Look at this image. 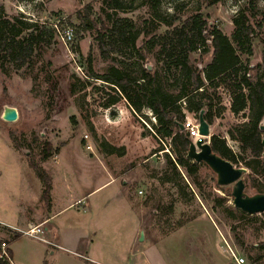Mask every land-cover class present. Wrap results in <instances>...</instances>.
<instances>
[{"label": "rangeland", "instance_id": "1", "mask_svg": "<svg viewBox=\"0 0 264 264\" xmlns=\"http://www.w3.org/2000/svg\"><path fill=\"white\" fill-rule=\"evenodd\" d=\"M120 1L124 7L115 9L106 0H0V13L7 17L28 22L35 32L55 30L52 42L35 51L32 59L22 65L0 57V221L4 222L0 223V239L12 242L14 264H43L44 260L46 264H133V254L141 247L152 245L151 239L167 237L183 228L206 212L205 205L236 246L235 251L245 258V264H264V253L257 247L264 241V212H245L249 217L236 221L223 208L213 209L198 194L193 196L191 188L185 187L168 165L170 140L155 137V113L148 107L134 111L117 86L98 78L117 66L143 81L145 61L140 49L148 65L159 71L164 88L177 93L173 74L166 71L168 62L175 65L166 53H160L159 44L152 43L174 27L183 26L196 13H202L230 38L235 30L234 18L242 12L250 16L254 32L245 45L234 44L244 65L260 62L264 66V27L258 26L264 0H255L256 16L251 15L250 0H221L213 5H208V0H162L160 12L170 24L153 21L149 6L142 0L133 5L130 0ZM105 11L112 14V26L123 24L133 30L137 47L121 41L115 32L105 37L103 45L99 43L97 28L105 19ZM31 29H20L17 37L24 38ZM70 31L73 39L65 41L64 35ZM200 53H192L190 60L204 67L210 55L202 59ZM90 59L96 76L89 75ZM174 71L177 76L179 71ZM86 81L87 87L83 88ZM71 83H75L76 92L70 91ZM213 91L209 88L210 94ZM218 91L225 107L210 125V132L226 137L227 143L239 152L240 143L228 131L248 121L250 111L234 114L229 90L221 86ZM112 96L119 101L107 107ZM8 107L17 109V120L4 119ZM47 143L51 146L49 157L43 159ZM111 146L121 151L109 153ZM32 163L43 168L51 182L56 171L69 176L72 182V194L65 185L60 187L59 204L64 210L52 219V225H46L51 241H58L55 234L58 227L63 228L65 240L59 243L64 248L27 234L31 226L17 231L7 225L29 218L42 220L56 211L51 210V202L47 204L44 182ZM249 172L247 168L243 174L245 192L253 195L257 192L247 184ZM164 176H169L170 181L164 182ZM215 178L214 171L204 163L201 180L207 181V191L223 196L232 193L233 185L223 190L216 188ZM78 197L82 199L76 202ZM232 201L229 196L230 205ZM42 225L38 224L41 230ZM203 226L216 238L212 225L203 222ZM14 234L20 236L16 239ZM36 234L48 236L44 230ZM183 234L174 238L184 239ZM219 244L223 253L225 244L222 240Z\"/></svg>", "mask_w": 264, "mask_h": 264}, {"label": "trees", "instance_id": "2", "mask_svg": "<svg viewBox=\"0 0 264 264\" xmlns=\"http://www.w3.org/2000/svg\"><path fill=\"white\" fill-rule=\"evenodd\" d=\"M106 1L112 8L124 7L120 0ZM136 1L138 0H130V3L133 5ZM220 1L208 0V5ZM142 3L149 6L153 21L158 20L157 22L170 24L160 12L162 0H142ZM249 4L251 15L256 16L258 11L255 0H250ZM261 14L258 26L264 27V11ZM81 18L84 19L82 16ZM111 23L112 14L105 11V19L97 28L99 43L103 45L105 37L109 33L115 32L121 41L137 47L138 38L132 29L127 30L123 24L112 26ZM234 23L235 30L230 38L217 25L210 24L202 13H196L188 18L183 26L174 27L172 31L159 37L157 42L152 43L154 46L159 44L161 46L160 53H166L172 59L171 62L175 67H172L168 62L166 71L173 74V83L178 87L177 93L169 92L164 88L159 71L156 68L148 67L147 56L140 49L138 51L145 61L141 74L143 81H139L128 71L117 66H112L107 74L98 76V78H103L117 86L134 111L141 112L144 107H148L155 113L157 118V124L154 125L155 137L170 140L167 145L170 152H166L168 165L176 178L183 181L185 187L191 188L192 195L198 194L202 201L212 205L213 209L221 207L231 219L241 221L249 216L228 203L232 193L223 196L210 190L207 191V181L202 182L201 180V167L204 163L196 162L188 157L193 139L190 133L181 127L189 114L199 118L202 110H205L204 117L212 125L225 107L221 104L222 96L218 88L224 86L228 89L231 95V111L238 115L245 114L246 109H249V120L228 131L230 137L240 143L241 150L239 152L227 143L226 137L219 134H213L210 139L212 149L235 165L243 163L250 170L246 174L247 184L257 193H264V129L262 128L264 125V66L260 62L256 65H244L234 44L236 42L243 46L250 39L254 32L250 16L244 12L239 13L234 18ZM130 25L132 26V23ZM31 26L22 19H11L0 13V57L3 60L10 58L12 61H20V65H22L32 59L35 51H39L55 38L54 29H42L35 32ZM24 27L31 30L24 38L17 37L18 31ZM152 29L154 28L152 27ZM47 33H49L48 38H45ZM197 50L201 51L202 59L204 56L210 55L209 61L204 67H201L198 61L191 62L190 60L192 53ZM175 68L179 71L177 76ZM89 75H97L92 67L91 59L89 60ZM85 87H87V81L83 85V88ZM209 88L214 90L212 94H210ZM76 90L75 83H71L70 91L76 92ZM118 101V97L112 96L106 106L114 105ZM50 147L49 143L44 147L43 159L49 157ZM119 151L121 150L115 146H111L108 150L109 153ZM32 166L44 182L43 195L47 204H50L51 178L36 163H32ZM181 169L189 178V182L185 180ZM170 179L169 176H164L163 181L167 182ZM214 180L216 188L223 190L227 186L218 183L217 175ZM182 189H184L183 186ZM19 236L20 234H16L13 237L17 239ZM3 242L8 244L7 240L0 239V264H12V250L7 247L4 252ZM236 242L242 247L239 240ZM238 244L236 245L238 246ZM257 247L264 253V241L258 243ZM260 257L258 256V258Z\"/></svg>", "mask_w": 264, "mask_h": 264}, {"label": "crops", "instance_id": "3", "mask_svg": "<svg viewBox=\"0 0 264 264\" xmlns=\"http://www.w3.org/2000/svg\"><path fill=\"white\" fill-rule=\"evenodd\" d=\"M58 167H63V165H58ZM52 201H51V210L56 209L54 213H51V215L44 216V219H38L36 221L32 220L31 218L25 219L22 222H16L17 225H9L11 229H16L17 231H23L26 230L24 228L28 227H34L38 226V224L43 223L42 230H44V233L47 234V237L42 236L41 238H38L39 240L43 241L45 244H49L52 246H60L65 247L62 245L64 242V235H63V228L60 226L58 227V231L55 234L58 241H51L49 239V232L50 229L48 224L52 225L51 221L55 218L57 214H59L61 211L64 210V208L60 207V196H59V189L61 186H66V189L72 194L73 193V185L70 181L69 176H62L60 174L54 173L52 178ZM103 186V185H101ZM99 186L98 188H101ZM96 188V189H98ZM92 192V191H91ZM90 192V193H91ZM89 193V194H90ZM140 194V190L138 191ZM82 197H78L76 202L81 201ZM201 201V199H200ZM82 203V202H81ZM203 204V202H202ZM71 205V204H70ZM68 205V206H70ZM204 205V204H203ZM58 208V209H57ZM86 208V206H85ZM143 210H145V206L142 205ZM204 210L206 212H202V214L199 215L198 218H195L192 222L185 225L183 228L177 230L173 234L168 235L164 238L159 239H151L152 245L148 247H141L136 253L133 254V257H135V261L133 264H237L230 253V248L235 250V245L231 243V240L228 239L227 235L223 232L221 227L219 226L218 222L215 220V218L210 214L208 208L204 205ZM203 210V211H204ZM203 222L205 224L209 223L212 225L215 231L214 237L205 230L203 226ZM0 223H4L1 222ZM21 226H20V225ZM184 232L183 236L184 239H177L174 238L176 234ZM187 234L191 235L190 238L187 236ZM14 234L13 236H15ZM183 240V241H182ZM222 240L224 242L225 246L224 249H222L223 253H220V244L219 241ZM8 241V240H7ZM9 248L12 250V262L14 261L15 256V250L12 247V242L10 240L8 241ZM240 254V253H239ZM184 258V259H183ZM94 260V259H93ZM46 261L44 260L43 264ZM98 262V261H97ZM14 264V262H13ZM132 264V263H130Z\"/></svg>", "mask_w": 264, "mask_h": 264}, {"label": "water", "instance_id": "4", "mask_svg": "<svg viewBox=\"0 0 264 264\" xmlns=\"http://www.w3.org/2000/svg\"><path fill=\"white\" fill-rule=\"evenodd\" d=\"M151 68V65H148ZM205 110L199 114V132L202 136L196 142L193 140L188 157L196 162L206 163L217 175L218 183L221 185H233L232 198L233 205L248 214H260L264 212V193L249 195L245 192V181L243 174L247 172L244 166H237L232 161L222 157L213 151L210 132V124L204 117ZM18 111L15 107H8L4 113V119L13 121L18 119ZM182 128L184 124H181ZM264 129V125H262ZM264 145V141H263Z\"/></svg>", "mask_w": 264, "mask_h": 264}, {"label": "built area", "instance_id": "5", "mask_svg": "<svg viewBox=\"0 0 264 264\" xmlns=\"http://www.w3.org/2000/svg\"><path fill=\"white\" fill-rule=\"evenodd\" d=\"M67 39L68 41L73 39V34L72 31L67 32V34L64 35V40ZM66 41V40H65ZM184 127L185 129L190 133L192 139L196 142L197 140H199L200 138H202L200 132H199V120L195 117H192L190 115L187 116V119L184 123ZM140 193H142V191L140 190ZM42 232L40 227H32L30 228L29 231H27V234L33 235L35 237L41 238L39 237L36 233L37 232ZM7 246V244L5 242H3L2 244V248L5 252V247ZM230 253L231 256L233 257V259L235 260V262L237 264H245L246 260L243 256H241L240 254H238L234 249L230 248Z\"/></svg>", "mask_w": 264, "mask_h": 264}]
</instances>
